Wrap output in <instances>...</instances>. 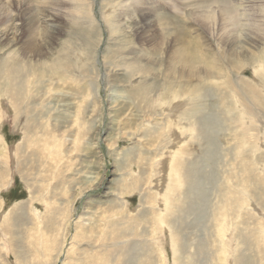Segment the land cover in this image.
Segmentation results:
<instances>
[{
  "label": "rangeland",
  "instance_id": "374dc122",
  "mask_svg": "<svg viewBox=\"0 0 264 264\" xmlns=\"http://www.w3.org/2000/svg\"><path fill=\"white\" fill-rule=\"evenodd\" d=\"M11 65L0 264H264V0H0Z\"/></svg>",
  "mask_w": 264,
  "mask_h": 264
},
{
  "label": "bare ground",
  "instance_id": "6f19581e",
  "mask_svg": "<svg viewBox=\"0 0 264 264\" xmlns=\"http://www.w3.org/2000/svg\"><path fill=\"white\" fill-rule=\"evenodd\" d=\"M62 1V0H61ZM41 2H42V0H41ZM212 3V2H211ZM211 3H210V5H211ZM209 4V3H208ZM47 6V5H46ZM50 6V5H49ZM209 6V5H208ZM50 8V7H49ZM40 9V8H39ZM49 11V10H48ZM47 12V11H46ZM212 12V11H211ZM210 12V13H211ZM227 12V11H226ZM229 12V11H228ZM230 13V12H229ZM52 14V13H51ZM54 15V14H53ZM209 16V15H208ZM36 17V16H35ZM225 18V17H224ZM35 20V19H34ZM37 20V19H36ZM227 20V19H226ZM240 20V19H239ZM28 21V20H27ZM222 21V20H221ZM48 22V21H47ZM43 23V22H42ZM239 24V23H238ZM36 25V24H35ZM227 25V24H226ZM30 26V25H29ZM205 26V25H204ZM10 28H9V30L12 28L11 27V25L9 26ZM45 27V26H44ZM14 29V28H13ZM8 32V31H7ZM8 34H12V33H8ZM229 35V34H228ZM188 39V38H187ZM224 42V41H223ZM188 43V42H187ZM191 43V42H190ZM189 44V43H188ZM142 47V46H141ZM184 47H186V46H184ZM241 48V47H240ZM187 49L188 48H184V50L183 49H179V51H176V54H175V57L173 58V60H175V61H185V62H187V63H189L190 64V66H188V67H183V68H188V69H193L194 68V62L195 63H197L196 61H195V58H193V56H192V54H189V51H187ZM236 49V48H235ZM238 49V48H237ZM236 49V50H237ZM239 50V49H238ZM241 51V50H240ZM258 52V51H257ZM213 53V52H212ZM204 54V53H203ZM226 54V53H225ZM235 54V53H234ZM238 54V53H237ZM208 55V54H207ZM210 55H211V53H210ZM209 55V56H210ZM215 55V54H214ZM239 55V54H238ZM263 55V54H262ZM205 56V55H204ZM220 56V55H219ZM207 57V56H206ZM224 57V56H223ZM238 57V56H237ZM236 57V58H237ZM245 57V56H244ZM248 57V56H247ZM246 57V58H247ZM208 58H212V57H208ZM235 59V58H234ZM240 59V58H239ZM206 60V59H205ZM215 60V59H214ZM216 60H218V59H216ZM223 60V59H222ZM226 60V59H225ZM247 60V59H246ZM198 61H199V59H198ZM240 61V60H239ZM203 61H201V63H202ZM205 62V61H204ZM207 62V61H206ZM216 62H218V61H216ZM230 62V61H229ZM242 63V62H241ZM191 64H193V65H191ZM219 65H220V63H219ZM218 65V66H219ZM257 65H260V64H257ZM241 68V67H240ZM207 69H212V68H210V67H208L207 66V68H206V70ZM259 71H260V69H258ZM0 72H4L5 73V75H6V79L8 80V77L10 76V74H16L15 76H13V81L15 82V84L14 85H17L16 84V80H15V78L16 77H18L17 76V74L19 73V68L18 67H13L12 65L11 66H9V67H7V68H4V67H0ZM209 73V72H208ZM204 79V78H203ZM4 82V81H3ZM20 83H21V81H20ZM9 89L10 90H13L14 91V88H13V86H9ZM136 92V91H135ZM137 92H139V91H137ZM194 95H193V97H195V95H196V100L198 99L199 100V98H201V92H199V90L197 91V90H195L194 91V93H193ZM142 95V94H141ZM203 97V96H202ZM194 100V99H193ZM194 102V101H193ZM195 103H197V102H195ZM262 104H263V101H262ZM261 104V105H262ZM193 106H199L198 104L196 105V104H194L193 103ZM14 107V106H13ZM200 108H201V105H200ZM219 108V107H218ZM15 110H17V109H15ZM193 110H195V109H193ZM17 114V113H16ZM184 114H185V112H184ZM187 114V113H186ZM185 114V115H186ZM179 115V114H178ZM203 138V137H202ZM193 139V138H192ZM196 139V138H195ZM28 143V142H27ZM208 143V142H207ZM35 155H36V153H35ZM177 167H178V169L179 170H182V169H184L183 167L185 166V165H182L181 164V162L180 163H178L177 165H176ZM187 166V165H186ZM185 166V167H186ZM185 172V174L184 175H186V180H191L192 179V177H193V174L188 170V168L184 171ZM247 178V177H246ZM176 180V179H175ZM177 182V181H176ZM189 183H191V181L189 182ZM187 184V183H186ZM191 187V185H189V188ZM141 189V188H140ZM141 191V190H140ZM240 193V192H239ZM123 201V200H122ZM188 202V201H187ZM261 202V201H260ZM259 202V203H260ZM180 208V207H179ZM176 209V208H175ZM177 210H178V208H177ZM182 210V209H181ZM181 212V211H180ZM179 212V213H180ZM181 214V213H180ZM130 226V225H129ZM132 228V227H131ZM119 231H121V235L122 236H124V235H126V233H128V232H130L131 230H129V229H127L126 227H118L117 228ZM113 244V243H112ZM178 244V243H177ZM172 245V244H171ZM173 247V250H174V245L172 246ZM119 249H122V246H120V248ZM116 252V251H115ZM127 251H125V250H123L122 252H120V253H123V254H125ZM175 253V257H176V254L177 253H180L179 252V244H178V248H176V250L174 251ZM119 253V252H118ZM119 253V254H120ZM128 254V253H127ZM127 256V255H126ZM178 258V257H177ZM125 259H127V258H125ZM112 260V259H111ZM80 261V260H79ZM230 261V260H229ZM184 262V261H183ZM124 264V263H123Z\"/></svg>",
  "mask_w": 264,
  "mask_h": 264
}]
</instances>
